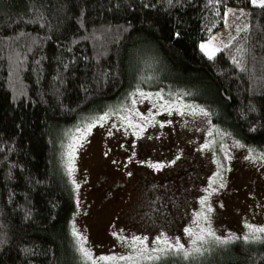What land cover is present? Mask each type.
Segmentation results:
<instances>
[{"label": "trees", "instance_id": "1", "mask_svg": "<svg viewBox=\"0 0 264 264\" xmlns=\"http://www.w3.org/2000/svg\"><path fill=\"white\" fill-rule=\"evenodd\" d=\"M247 23L212 58L199 44L228 7ZM204 110L215 146L264 147V7L251 0H0V264L90 262L71 228L62 141L137 92ZM199 258L134 264H264V239L210 241ZM131 264V263H125Z\"/></svg>", "mask_w": 264, "mask_h": 264}, {"label": "rangeland", "instance_id": "2", "mask_svg": "<svg viewBox=\"0 0 264 264\" xmlns=\"http://www.w3.org/2000/svg\"><path fill=\"white\" fill-rule=\"evenodd\" d=\"M248 12L228 7L202 51L228 45ZM213 135L201 108L143 91L70 127L62 158L76 202L72 232L89 253L83 256L134 264L165 252L199 258L212 251L210 241L263 240L253 230L264 228V147L228 139L215 146Z\"/></svg>", "mask_w": 264, "mask_h": 264}, {"label": "snow or ice", "instance_id": "3", "mask_svg": "<svg viewBox=\"0 0 264 264\" xmlns=\"http://www.w3.org/2000/svg\"><path fill=\"white\" fill-rule=\"evenodd\" d=\"M253 2L255 3V0H253ZM260 6H261V7H264V3H262ZM201 47H202V49H205V50L208 49V45H202ZM206 54L209 55V58H212V56L215 54V51H214V50L211 51V52L206 51ZM101 119H103V117H102ZM209 210H211V209H209ZM253 231L264 232V228H261V229H254ZM201 239H202V237H201ZM181 247H182V246H181ZM81 251L83 252V254H84V256H85L86 258L89 257V253H88L87 251H85L83 248H81Z\"/></svg>", "mask_w": 264, "mask_h": 264}]
</instances>
